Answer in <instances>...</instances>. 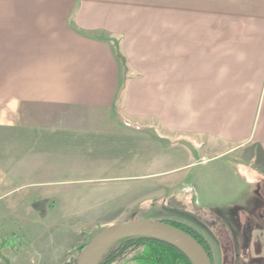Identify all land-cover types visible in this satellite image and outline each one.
Segmentation results:
<instances>
[{"label":"crops","instance_id":"crops-1","mask_svg":"<svg viewBox=\"0 0 264 264\" xmlns=\"http://www.w3.org/2000/svg\"><path fill=\"white\" fill-rule=\"evenodd\" d=\"M0 140L9 194L46 214L68 175L152 191L127 176L187 143L264 176V0H0ZM68 239L25 264H69Z\"/></svg>","mask_w":264,"mask_h":264},{"label":"rangeland","instance_id":"rangeland-1","mask_svg":"<svg viewBox=\"0 0 264 264\" xmlns=\"http://www.w3.org/2000/svg\"><path fill=\"white\" fill-rule=\"evenodd\" d=\"M5 144L0 140V153L8 150ZM185 145L189 150L168 152V173L147 178L127 176L136 177L126 180L128 186L148 183L152 191H136L134 187L129 191L128 187L120 193L106 192L110 187L97 181L102 175H68L70 181L82 182L66 184L71 195L55 214L37 207L39 200L27 202L30 195L42 198L43 191L21 189L9 194L8 183L0 176L2 264H7L6 257L11 264H25L29 258L53 251L52 246L65 243L67 236L73 238L64 246L72 251L69 264H76L80 249L102 230L135 221L192 228L211 248L214 264H264V176L239 167L234 156L211 159L206 154L209 161L200 163L204 154ZM77 164L81 166L82 161L74 159V166ZM31 181L29 177L26 184ZM18 186L23 185L18 182ZM53 192L52 197L60 193ZM131 250L124 248L119 254ZM110 264L119 263L115 260Z\"/></svg>","mask_w":264,"mask_h":264},{"label":"water","instance_id":"water-1","mask_svg":"<svg viewBox=\"0 0 264 264\" xmlns=\"http://www.w3.org/2000/svg\"><path fill=\"white\" fill-rule=\"evenodd\" d=\"M132 237H151L165 241L181 250L192 264H212L205 248L185 231L164 222L144 221L105 228L80 252L76 264H99L112 246Z\"/></svg>","mask_w":264,"mask_h":264},{"label":"trees","instance_id":"trees-1","mask_svg":"<svg viewBox=\"0 0 264 264\" xmlns=\"http://www.w3.org/2000/svg\"><path fill=\"white\" fill-rule=\"evenodd\" d=\"M171 225L191 235L206 250V241L198 232L184 225ZM87 245L82 247L80 252ZM124 248L134 250H131L129 254H119ZM115 260L119 264H192L188 257L175 246L151 237H132L118 242L107 251L99 264H110ZM6 263L8 264V261Z\"/></svg>","mask_w":264,"mask_h":264},{"label":"flooded vegetation","instance_id":"flooded-vegetation-1","mask_svg":"<svg viewBox=\"0 0 264 264\" xmlns=\"http://www.w3.org/2000/svg\"><path fill=\"white\" fill-rule=\"evenodd\" d=\"M246 237V240L247 241H249L250 239V237L248 236V235H246L245 236ZM206 251H207V253H208V255H209V257H210V259H211V261H212V264H214V256H213V252L211 251V248L208 246V244L206 243Z\"/></svg>","mask_w":264,"mask_h":264},{"label":"built area","instance_id":"built-area-1","mask_svg":"<svg viewBox=\"0 0 264 264\" xmlns=\"http://www.w3.org/2000/svg\"><path fill=\"white\" fill-rule=\"evenodd\" d=\"M0 263L2 264L3 263V261L0 259ZM5 264V263H4Z\"/></svg>","mask_w":264,"mask_h":264}]
</instances>
